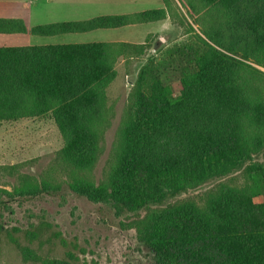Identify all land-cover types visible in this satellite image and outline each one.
Returning <instances> with one entry per match:
<instances>
[{
	"label": "trees",
	"instance_id": "trees-1",
	"mask_svg": "<svg viewBox=\"0 0 264 264\" xmlns=\"http://www.w3.org/2000/svg\"><path fill=\"white\" fill-rule=\"evenodd\" d=\"M177 1L190 22L175 0H162L163 9L89 25L169 19L185 38L164 51L163 63L153 57L139 70L97 182L91 172L114 114L106 89L118 60L143 55L150 38L142 45L0 48V124L48 116L64 143L43 180L19 176L15 192L35 197L57 190L52 175L62 169L76 195L145 212L144 244L156 264H264V203L250 195L264 188L263 168H248L251 179L240 186L218 183L197 199L177 200L240 171L264 149V71L253 66L264 70V0ZM58 27L75 26H52ZM163 70L178 76L177 93ZM25 259L72 264L34 252Z\"/></svg>",
	"mask_w": 264,
	"mask_h": 264
},
{
	"label": "rangeland",
	"instance_id": "rangeland-1",
	"mask_svg": "<svg viewBox=\"0 0 264 264\" xmlns=\"http://www.w3.org/2000/svg\"><path fill=\"white\" fill-rule=\"evenodd\" d=\"M175 3L190 22L177 0ZM169 22L170 28L161 33L160 39L156 36L148 40L150 49L143 55L128 61L120 58L115 66L116 77L106 89L114 114L102 140L101 156L91 172L95 182L103 178L108 167L116 130L139 70L153 57L158 64L163 63L164 51L185 40L182 29ZM161 75L177 93L180 86L176 73L163 70ZM63 146L59 129L48 116L0 124V264H37L25 259L31 252L41 257L70 258L72 264H156L144 244L145 212H130L113 202L93 203L76 195L69 189L62 169L52 175L57 190L35 197L15 192L20 188L19 176L36 183L43 180ZM13 167L14 170L9 169ZM252 167L264 169V149L252 154L240 171L189 191L177 200L197 199L218 183L240 186L251 179L247 169ZM259 191L258 195L257 191L250 194L255 204L264 203V188Z\"/></svg>",
	"mask_w": 264,
	"mask_h": 264
},
{
	"label": "crops",
	"instance_id": "crops-1",
	"mask_svg": "<svg viewBox=\"0 0 264 264\" xmlns=\"http://www.w3.org/2000/svg\"><path fill=\"white\" fill-rule=\"evenodd\" d=\"M162 0H0V48L124 43L142 45L170 28L169 19L117 27H90L102 18L163 9ZM72 24L61 31L52 26ZM154 24H156L154 26ZM49 27V34L34 29ZM73 28V29H72Z\"/></svg>",
	"mask_w": 264,
	"mask_h": 264
}]
</instances>
